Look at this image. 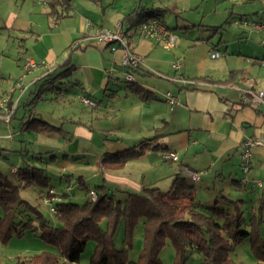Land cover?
Returning <instances> with one entry per match:
<instances>
[{
    "label": "crops",
    "instance_id": "1",
    "mask_svg": "<svg viewBox=\"0 0 264 264\" xmlns=\"http://www.w3.org/2000/svg\"><path fill=\"white\" fill-rule=\"evenodd\" d=\"M52 1L0 0V30L18 34L28 46L18 54L17 66L20 69L17 74L20 76L23 71V75L9 90L0 93L9 94L17 101L15 116L9 123L0 122V125L6 130L12 126L20 127L18 132L28 131L32 140L41 135L58 137L63 132L71 136L69 140L82 149V154L75 156L74 160L70 159L68 152L62 158L52 156L59 167V184H69V187L74 180L80 183V179L86 183V174L89 173L101 176V184L108 190L116 188L120 192L142 193L144 188L160 187L162 182L170 186L178 174L193 183L186 171L196 170L200 172L199 180L194 182L195 194L198 191L196 199L207 204L219 203L220 199L228 203L232 201L231 194L238 190L243 192L250 186L264 187L261 180L254 179L258 176L256 173L251 179L247 175L256 167L255 160L260 162L258 167L264 164V102L254 96L264 92V71L257 69L255 72L257 67H264V50L259 48L264 43L260 31L251 22L245 24L243 20L262 18L258 11L255 18L250 15L251 19L241 17L237 21L242 28L241 39L245 48L239 47L230 54L228 41L224 40L222 33L224 25L211 26L214 30L212 36L220 35L218 43L213 44L216 50L221 48L217 51L220 56L212 57L213 51H209L210 58H203V54L194 52L192 60L186 61L184 55L183 63L177 69L173 66L176 57H170L172 53L167 52L179 47L178 36L173 32L177 27L166 25L168 31L176 35L175 44L171 47L155 38L143 36L138 28L132 27L135 17L143 10L160 6H145L141 10L138 4L131 8L122 7L116 5L115 0L108 4L104 0H70V7L64 11L61 4ZM119 22L126 32L130 48L144 60L133 71L135 81L124 79L123 84L120 83V74L126 73V68L121 65L125 49L113 48L117 44L100 42L95 36L98 28H113ZM27 57L40 65L24 74ZM2 69L1 63L0 72ZM64 69L67 76L62 77L69 78L70 87L57 90L50 97L52 101L62 103L55 121L61 122V130L54 132L57 124L44 119L42 113L33 110L32 106L43 97L44 93L34 99L48 75L58 74ZM19 82L23 84L24 91L18 89ZM162 83L166 85H160ZM157 91L161 94L158 95ZM168 91L179 97L180 103L174 108L166 99ZM27 93L32 98L21 105ZM81 95L95 99L97 105L85 106L80 100ZM20 106L24 111L19 117ZM76 107H81V110ZM70 108L76 109L72 110L73 115L63 113L64 109ZM30 112L55 129H29L25 122ZM66 122H70L69 126L64 125ZM5 135L14 138L10 133ZM249 137H258L262 143L254 146L252 168L246 174L242 169L241 153L242 142ZM150 138H155L163 149L151 147L143 156L128 160L113 170L99 167L102 154L122 151ZM90 144L94 151L97 149L93 153L90 152ZM165 152L176 153L178 160L166 159ZM89 156L94 158L90 160ZM138 159L145 161L146 166L135 162ZM257 182H262V186ZM258 200L259 205L264 204V192Z\"/></svg>",
    "mask_w": 264,
    "mask_h": 264
},
{
    "label": "trees",
    "instance_id": "2",
    "mask_svg": "<svg viewBox=\"0 0 264 264\" xmlns=\"http://www.w3.org/2000/svg\"><path fill=\"white\" fill-rule=\"evenodd\" d=\"M69 1L52 2L61 4L65 11L70 7ZM166 10L161 7L147 8L135 17L132 27L138 28L141 23L154 18L163 22L161 16ZM62 76H67L66 69L58 74L50 73L34 99L40 98ZM204 79L209 80L207 77ZM209 81L217 82L213 79ZM57 90L63 91L61 88ZM27 117L25 125L29 129H55L34 113L30 112ZM151 147L163 149L155 138L145 139L122 151L102 154L98 165L106 170L122 167L128 160L143 156ZM15 173L18 181L0 173L1 238L6 242L14 234H39L55 250L18 257L13 264H80L89 241L95 243L90 264H129L128 250L133 245V231L140 220L144 224L143 249L133 264H162L160 252L168 238L176 249L174 264H186L190 249L202 254L201 264H233L230 252L247 238L251 239L256 258L264 262V237L260 230L264 220L261 216L257 219L253 212L247 222L237 204L231 209L219 205L217 201L202 203L195 198L194 182H189L181 174L174 178L168 189L154 186L144 188L142 193L124 191L122 198L109 193L103 184L96 185L94 189L98 194L96 200L88 198L83 203L65 199L67 193L62 192V200L55 204L58 208L55 214L58 224L55 225L43 217L38 205H33L21 194L28 187L39 188L40 198L43 199L54 188L45 169L26 163L16 168ZM67 179L70 180L69 177ZM80 184L87 194L90 193L92 188L82 179ZM263 205H259V214H262ZM120 224L124 225L125 233L123 247L117 248L115 234Z\"/></svg>",
    "mask_w": 264,
    "mask_h": 264
},
{
    "label": "rangeland",
    "instance_id": "3",
    "mask_svg": "<svg viewBox=\"0 0 264 264\" xmlns=\"http://www.w3.org/2000/svg\"><path fill=\"white\" fill-rule=\"evenodd\" d=\"M105 4L111 3L113 0H104ZM115 4L118 6L126 7H135L138 4V8L143 10L145 6H160L167 8L164 11V14L161 16L165 21V25L170 26L171 28H176L173 32L178 36V45L177 48H171L167 50L168 54H171L170 57H176L173 63L182 64L184 55H186V61H191L194 52L203 54V58L207 56L210 58L208 52L213 51L217 52L216 47L213 44H217L220 38V35L212 36L214 30L211 26L224 25V40L228 41L229 44V53L232 51L235 52L239 47L245 48L244 40L241 39L242 28L240 24L238 25L237 21L241 17L250 18L256 15L258 11L262 17L264 16V0H115ZM139 9V10H140ZM140 10V11H141ZM251 15V17H250ZM250 21V20H249ZM208 41V42H207ZM109 44V43H107ZM196 44V46H194ZM28 47L23 38L18 36L14 32L2 31L0 30V65L2 63L3 69L0 72V93L5 90H9L14 84L16 79H20L23 75L18 76V54L23 52V49ZM259 48L264 50V46L259 45ZM224 47L222 48V50ZM205 64V61H203ZM258 70L264 71V67H257L255 72ZM156 72V70H154ZM160 75V74H158ZM120 83H124L125 72L120 74ZM148 78L145 80L147 81ZM162 86L166 83L160 84ZM70 83L69 78L60 77L53 86L46 90L41 97L33 106V110L38 113H42L44 119L51 122L57 121L56 114L59 111L61 102H55L50 99L52 95L57 91V89H69ZM33 89V88H32ZM167 87L164 88L166 90ZM158 95L161 92L157 91ZM29 97L32 98L30 93H27L23 98L21 105ZM75 101V105L79 106V102ZM22 107V108H20ZM18 107L19 117L22 115L24 109L23 106ZM78 111L81 110V107H76ZM63 110V113L66 115H73L72 110ZM66 122L64 125L69 124ZM57 124V131H60L61 122ZM21 126V125H20ZM69 126V125H67ZM3 126L0 125V173L7 176L10 179H15L18 181V175L16 168L27 164L39 166L45 169L47 175L51 177V183L55 185L54 189L58 194L66 192L67 195L64 196L65 199L69 201L83 203L86 199L90 198V193H86L83 188V185L78 181H73V183L68 187L63 184H59V167L56 165V162H53L57 157H63L65 152L71 160H74L75 156H80L82 154V149L77 147L76 143H72L69 139L71 136L67 135L66 132H63L57 136H43L32 140V137L28 131L18 132L19 128L13 127L10 130L2 129ZM67 129V128H66ZM7 131V132H5ZM13 131V132H12ZM6 133H10L14 138H9L6 136ZM185 136V134H184ZM172 138V136H170ZM61 147V148H58ZM90 152H95L93 146L90 144ZM40 152V153H38ZM35 153V154H34ZM22 154V155H21ZM55 155L54 158L52 156ZM94 157L89 156L88 159L92 160ZM139 160V159H138ZM134 162V161H133ZM139 162L140 166L145 167V161H135ZM260 162L255 160L256 167L248 173V177L251 179L253 173L257 174L254 179L261 180L264 183V164L262 167H258ZM87 185L95 189L96 185L101 184V176L86 174ZM20 183V182H19ZM250 186V185H249ZM170 186L166 182H162L160 188L168 189ZM38 192L34 187H28L21 191L22 197L26 198L33 205H38L41 210V214L45 219H49L52 224H58L57 216L51 212L50 205L46 203L42 198L38 199ZM109 193L113 192L117 197L122 198L124 196L123 192L118 191L116 188H110ZM264 192V187H252L248 190L241 191L238 190L235 193H232L230 198L232 200H237L238 202L234 203L229 201L224 203L225 207L234 209L236 204L243 211L245 219L250 221L252 213H255L257 219L261 218L264 220V208L262 214H259V198ZM245 196L243 197V195ZM198 197V191L195 194V198ZM240 197H243L242 200H239ZM206 203V202H204ZM207 204V203H206ZM264 207V205H263ZM2 213L0 207V214ZM262 236L264 237V222L260 227ZM124 225L120 224L117 228L115 234V244L117 248L123 247L124 240ZM144 242V224L140 220L133 231V245L128 250L129 264H133V261L138 260ZM95 248L94 241H89L86 249L82 255V260L80 264H90L91 256ZM44 250L54 251L55 249L49 246L39 234L26 233L23 236L14 234L8 241L4 242L0 236V264H13L15 259L18 257L31 256L36 253H40ZM176 249L170 238H168L166 245L160 252V258L162 264H174ZM230 258L232 259L233 264H264L263 261H259L252 249L251 239L247 238L240 241L234 249L230 252ZM202 254L197 251L190 249L188 250V258L186 264H201Z\"/></svg>",
    "mask_w": 264,
    "mask_h": 264
},
{
    "label": "built area",
    "instance_id": "4",
    "mask_svg": "<svg viewBox=\"0 0 264 264\" xmlns=\"http://www.w3.org/2000/svg\"><path fill=\"white\" fill-rule=\"evenodd\" d=\"M39 2L48 3L50 0H38ZM245 24L251 22V25L257 30L260 31L262 35V42L264 43V16L258 20H246L243 19ZM138 30L143 36L155 38L159 41H162L166 47H171L175 44L176 35L169 32L166 28L165 24L161 22L159 19L154 18L149 20L148 22L141 23L138 26ZM95 36L97 40L104 43L109 44H117V46L113 48H123L125 49L126 53L122 58L121 65L126 68L125 79L129 82L135 81V77L133 74L134 69L139 67L143 63V57L134 52L128 43V39L125 35V31L122 27V24L119 22L113 28L103 29L98 28L95 31ZM76 45H79V41L75 42ZM212 57H219L220 52H211ZM40 65L39 62L34 60L31 57H27L24 63V74L31 72L32 70L36 69ZM173 66L177 69L181 67L180 63H174ZM19 90L24 91L23 84L19 82ZM255 98L258 101L264 102V92L256 93ZM166 99L171 108H174L178 105L179 97L177 94L168 91L166 93ZM81 102L85 106L94 107L97 105V101L87 95L80 96ZM246 101V98L244 97ZM17 109V101L12 99L11 95H1L0 94V122L9 123L12 118L14 117ZM262 143V140L258 137L256 138H247L242 142L243 150L241 153V164L243 171L247 174L252 168V155H253V148L254 146ZM164 157L166 159L178 160V155L174 152H165ZM189 175L190 179L193 182H197L200 178V172L196 170H189L186 171ZM257 185L262 186V182H257ZM98 194L96 190L92 189L90 191V198L92 200H96ZM43 200L50 205V210L52 213L56 214L58 212L57 206H55L56 202L62 200V194H58L55 189H50L48 193H46L43 197Z\"/></svg>",
    "mask_w": 264,
    "mask_h": 264
}]
</instances>
